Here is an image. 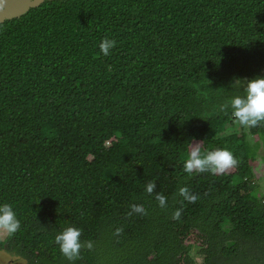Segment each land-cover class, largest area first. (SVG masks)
<instances>
[{
  "label": "trees",
  "instance_id": "trees-1",
  "mask_svg": "<svg viewBox=\"0 0 264 264\" xmlns=\"http://www.w3.org/2000/svg\"><path fill=\"white\" fill-rule=\"evenodd\" d=\"M256 77L264 0H51L0 23V205L21 225L0 252L21 264H196V249L201 264H264V125L240 127L221 108L244 94L234 78ZM193 142L237 166L185 173ZM132 204L147 214L128 216ZM69 226L93 242L74 262L55 243Z\"/></svg>",
  "mask_w": 264,
  "mask_h": 264
},
{
  "label": "clouds",
  "instance_id": "clouds-1",
  "mask_svg": "<svg viewBox=\"0 0 264 264\" xmlns=\"http://www.w3.org/2000/svg\"><path fill=\"white\" fill-rule=\"evenodd\" d=\"M116 46V41L105 37L99 44L100 52L107 56L110 50ZM233 87L242 88L243 95L232 97L221 108H231V115L234 123L243 128H255L264 125V78L256 77L251 80L234 78ZM202 142L191 143V148L187 159L183 163V171L189 175L193 173L201 174L209 172L211 174H225L228 170L235 168L238 161L233 154L226 149H216L202 153ZM156 189L155 182H149L146 185V193L152 195ZM188 203H195L198 196L190 193L187 187H181L178 193ZM155 199L158 206L161 208L167 207V198L157 193ZM131 210L127 213L128 216L133 214L146 215L147 211L143 205L132 204ZM182 214L181 209H177L172 218L180 219ZM20 221L10 204L0 205V233L8 236L14 235L20 229ZM123 232L122 228H117L114 235L119 236ZM82 232L79 228L69 226L64 228L55 236V243L59 246L61 254L69 261L74 262L80 259V251L82 248L91 250L93 248L92 241L80 240Z\"/></svg>",
  "mask_w": 264,
  "mask_h": 264
},
{
  "label": "water",
  "instance_id": "water-1",
  "mask_svg": "<svg viewBox=\"0 0 264 264\" xmlns=\"http://www.w3.org/2000/svg\"><path fill=\"white\" fill-rule=\"evenodd\" d=\"M51 0H0V23L24 15L29 9Z\"/></svg>",
  "mask_w": 264,
  "mask_h": 264
},
{
  "label": "rangeland",
  "instance_id": "rangeland-1",
  "mask_svg": "<svg viewBox=\"0 0 264 264\" xmlns=\"http://www.w3.org/2000/svg\"><path fill=\"white\" fill-rule=\"evenodd\" d=\"M250 141V138H249ZM257 154L260 156V158L264 157V149L260 148L257 152ZM262 166L264 167V164L262 163ZM233 169L228 170L227 172H232ZM259 184V190L258 195L263 197L264 199V175L260 180L257 182ZM6 234L0 233V240H2ZM191 255L195 261L196 264L202 263V257L196 254V249L191 252ZM0 264H21L20 261H17L14 257L8 256L5 252H0Z\"/></svg>",
  "mask_w": 264,
  "mask_h": 264
}]
</instances>
